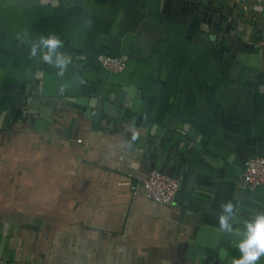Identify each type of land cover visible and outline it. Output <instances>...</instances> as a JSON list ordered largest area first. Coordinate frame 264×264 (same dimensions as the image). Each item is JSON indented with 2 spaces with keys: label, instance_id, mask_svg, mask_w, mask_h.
I'll return each instance as SVG.
<instances>
[{
  "label": "water",
  "instance_id": "water-1",
  "mask_svg": "<svg viewBox=\"0 0 264 264\" xmlns=\"http://www.w3.org/2000/svg\"><path fill=\"white\" fill-rule=\"evenodd\" d=\"M19 1L0 0L1 126L27 122L42 133L68 108L120 126L149 125L153 169L178 180L174 202L183 195L193 217L190 247L206 264H232L245 223L264 212L256 201L264 185L242 182L245 163L264 157V40H245L223 0H55L19 35L3 17ZM62 14L74 16L70 28ZM49 32L72 59L63 76L18 42ZM102 52L125 69L103 67ZM222 199L234 205L232 232L218 230Z\"/></svg>",
  "mask_w": 264,
  "mask_h": 264
},
{
  "label": "crops",
  "instance_id": "crops-1",
  "mask_svg": "<svg viewBox=\"0 0 264 264\" xmlns=\"http://www.w3.org/2000/svg\"><path fill=\"white\" fill-rule=\"evenodd\" d=\"M223 2L245 40H264V12L249 9L253 0ZM50 5L20 0L3 17L24 35ZM62 15L70 28L74 16ZM29 126L0 120V264H206L190 247L196 228L183 195L163 206L145 195L155 161L149 125L68 108L42 133ZM129 127L140 132L134 142Z\"/></svg>",
  "mask_w": 264,
  "mask_h": 264
},
{
  "label": "clouds",
  "instance_id": "clouds-1",
  "mask_svg": "<svg viewBox=\"0 0 264 264\" xmlns=\"http://www.w3.org/2000/svg\"><path fill=\"white\" fill-rule=\"evenodd\" d=\"M51 3L55 6V0H42V4ZM22 43L28 52V56L38 58L39 63L48 66L54 71L56 76H63L72 59L65 48V41L61 36L54 32L40 34L33 40L18 41ZM38 76H44L45 72L40 70ZM156 125H153V132ZM185 131L191 129L188 122L181 126ZM129 139L136 141L140 132L135 127L128 128ZM183 134V133H181ZM199 140V137H197ZM221 211L217 214L218 230L223 232H232L233 221L231 219L234 211V205L231 200L220 204ZM239 255L232 259V264H257L264 257V212L252 216L244 226V238L234 244Z\"/></svg>",
  "mask_w": 264,
  "mask_h": 264
},
{
  "label": "built area",
  "instance_id": "built-area-1",
  "mask_svg": "<svg viewBox=\"0 0 264 264\" xmlns=\"http://www.w3.org/2000/svg\"><path fill=\"white\" fill-rule=\"evenodd\" d=\"M249 9L264 12V0H253ZM97 61L103 67L114 72H121L126 67V63L119 56L111 53L102 52L98 54ZM242 182L251 189L264 185V157H253L245 163ZM178 185L179 182L176 178L156 170L150 172L143 181L147 199L162 206L171 205L174 202Z\"/></svg>",
  "mask_w": 264,
  "mask_h": 264
},
{
  "label": "trees",
  "instance_id": "trees-1",
  "mask_svg": "<svg viewBox=\"0 0 264 264\" xmlns=\"http://www.w3.org/2000/svg\"><path fill=\"white\" fill-rule=\"evenodd\" d=\"M112 54V53H111Z\"/></svg>",
  "mask_w": 264,
  "mask_h": 264
}]
</instances>
